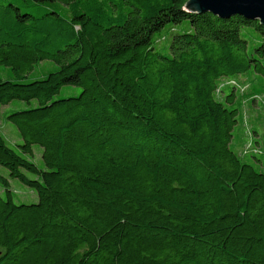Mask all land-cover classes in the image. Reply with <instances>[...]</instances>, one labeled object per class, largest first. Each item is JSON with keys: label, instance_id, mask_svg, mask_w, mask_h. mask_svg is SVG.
I'll return each mask as SVG.
<instances>
[{"label": "trees", "instance_id": "1", "mask_svg": "<svg viewBox=\"0 0 264 264\" xmlns=\"http://www.w3.org/2000/svg\"><path fill=\"white\" fill-rule=\"evenodd\" d=\"M25 1H0V125L37 105L5 113L22 143L0 131V168L37 201L0 172V264H264V26L189 0Z\"/></svg>", "mask_w": 264, "mask_h": 264}, {"label": "rangeland", "instance_id": "2", "mask_svg": "<svg viewBox=\"0 0 264 264\" xmlns=\"http://www.w3.org/2000/svg\"><path fill=\"white\" fill-rule=\"evenodd\" d=\"M0 1H12L16 3L17 5L23 7L25 10H36L35 8L29 7L27 2L25 0H0ZM182 25H179L177 28L180 29ZM241 36L249 42V47L252 49L256 44L261 43L263 40V37L261 34L256 31L254 27L248 26L245 27L241 30ZM6 70V71H5ZM0 74L7 80L11 81H18V79L14 76L12 72H10L8 69L1 67L0 68ZM79 90L71 88V87H65L61 91L60 95H58V98H66L70 97L72 95H78ZM37 105V102H33L32 104H27L25 102H20V101H14L10 105L5 106L1 109V125H0V131L4 138L8 141L9 145H11L13 148H15L17 151L21 152V149L19 145L22 143L21 136L19 134L18 129L16 128L15 125H13L10 121H8L5 118V113H11L14 112L15 110L19 109H28L31 107H35ZM253 110H256L253 108ZM248 111V109H247ZM264 134V131L261 133ZM42 149L39 146L34 147V156H27L24 155L27 159L33 160L40 168H45L44 162L42 160ZM253 163L258 164L253 159ZM0 172L3 176L7 177L10 179L11 183V189L14 193V200L18 204L20 203H33L37 201V197L34 195L33 192L30 191V189L19 182L18 180L11 179L9 176V173L7 170L0 168ZM2 183H0V192L2 191Z\"/></svg>", "mask_w": 264, "mask_h": 264}, {"label": "water", "instance_id": "3", "mask_svg": "<svg viewBox=\"0 0 264 264\" xmlns=\"http://www.w3.org/2000/svg\"><path fill=\"white\" fill-rule=\"evenodd\" d=\"M186 8L192 13H210L224 20L239 16L264 26V0H189Z\"/></svg>", "mask_w": 264, "mask_h": 264}]
</instances>
